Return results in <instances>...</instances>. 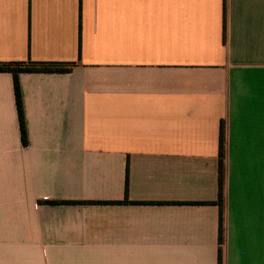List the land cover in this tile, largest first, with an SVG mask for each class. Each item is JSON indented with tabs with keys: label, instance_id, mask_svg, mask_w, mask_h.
I'll return each instance as SVG.
<instances>
[{
	"label": "crops",
	"instance_id": "crops-1",
	"mask_svg": "<svg viewBox=\"0 0 264 264\" xmlns=\"http://www.w3.org/2000/svg\"><path fill=\"white\" fill-rule=\"evenodd\" d=\"M29 60L74 65L19 74L26 145L0 72V264H264V0H0Z\"/></svg>",
	"mask_w": 264,
	"mask_h": 264
},
{
	"label": "trees",
	"instance_id": "trees-1",
	"mask_svg": "<svg viewBox=\"0 0 264 264\" xmlns=\"http://www.w3.org/2000/svg\"><path fill=\"white\" fill-rule=\"evenodd\" d=\"M74 64H63V63H44L34 62L29 60L28 62H14V63H0V72H11L15 78V92L17 107L22 131L23 142L26 145L28 143L27 127L25 121L24 105L22 92L19 82L20 73H53V72H69ZM68 66V67H63ZM225 129L224 125L221 129L220 138V243L221 245L225 242V174H226V151H225ZM223 261V250L220 249V263Z\"/></svg>",
	"mask_w": 264,
	"mask_h": 264
}]
</instances>
